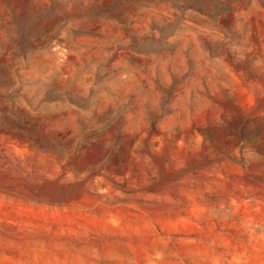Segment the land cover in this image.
Instances as JSON below:
<instances>
[{
  "label": "rangeland",
  "instance_id": "374dc122",
  "mask_svg": "<svg viewBox=\"0 0 264 264\" xmlns=\"http://www.w3.org/2000/svg\"><path fill=\"white\" fill-rule=\"evenodd\" d=\"M0 264H264V0H0Z\"/></svg>",
  "mask_w": 264,
  "mask_h": 264
}]
</instances>
